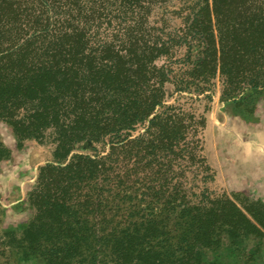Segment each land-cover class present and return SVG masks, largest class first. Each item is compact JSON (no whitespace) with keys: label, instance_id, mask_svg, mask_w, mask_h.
<instances>
[{"label":"trees","instance_id":"16d2710c","mask_svg":"<svg viewBox=\"0 0 264 264\" xmlns=\"http://www.w3.org/2000/svg\"><path fill=\"white\" fill-rule=\"evenodd\" d=\"M118 1L104 15L53 6L52 19L0 0V120L20 145L54 146L27 194L29 255L203 264L264 238V215L208 191L201 112L218 80L225 99L264 88V0H201L174 33L148 21L158 0Z\"/></svg>","mask_w":264,"mask_h":264},{"label":"rangeland","instance_id":"374dc122","mask_svg":"<svg viewBox=\"0 0 264 264\" xmlns=\"http://www.w3.org/2000/svg\"><path fill=\"white\" fill-rule=\"evenodd\" d=\"M13 1L22 11L31 15L45 12L52 19L53 6L72 13L102 15L120 6L118 0ZM158 1L151 6L143 3L142 7H150L148 21L174 33L182 28L188 7L201 0H187L186 4L185 0ZM91 24L95 28L100 22ZM104 38L101 35L99 39ZM205 106L208 111L202 135L204 155L213 174V179L206 184L208 191L215 197L226 194L244 211L247 207L264 215V88L225 99L218 80L211 102L203 101L201 112ZM0 142L10 153L0 165V264H45L42 258L29 255V245L23 240L34 214L27 207L26 199L39 169L53 162L54 146L49 141L36 140L20 145L13 129L2 120ZM13 230L15 236L11 235ZM203 264H264V238L250 237L238 246L225 245L207 253Z\"/></svg>","mask_w":264,"mask_h":264}]
</instances>
